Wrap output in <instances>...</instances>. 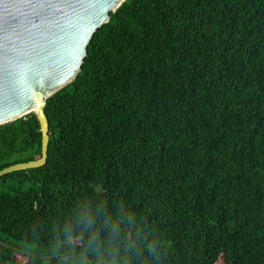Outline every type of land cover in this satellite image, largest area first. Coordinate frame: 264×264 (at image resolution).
<instances>
[{
    "label": "trees",
    "instance_id": "1",
    "mask_svg": "<svg viewBox=\"0 0 264 264\" xmlns=\"http://www.w3.org/2000/svg\"><path fill=\"white\" fill-rule=\"evenodd\" d=\"M44 111L0 264H264V0H125ZM40 157L0 126V171Z\"/></svg>",
    "mask_w": 264,
    "mask_h": 264
},
{
    "label": "water",
    "instance_id": "2",
    "mask_svg": "<svg viewBox=\"0 0 264 264\" xmlns=\"http://www.w3.org/2000/svg\"><path fill=\"white\" fill-rule=\"evenodd\" d=\"M124 2L0 0V126L35 114L41 133V157L5 168L0 177L45 165L46 101L76 79L93 36Z\"/></svg>",
    "mask_w": 264,
    "mask_h": 264
},
{
    "label": "clouds",
    "instance_id": "3",
    "mask_svg": "<svg viewBox=\"0 0 264 264\" xmlns=\"http://www.w3.org/2000/svg\"><path fill=\"white\" fill-rule=\"evenodd\" d=\"M113 231H115V229H113ZM114 238H115V237H113V239H114ZM91 240H92V241H95V240H96V236L93 235V236L91 237ZM117 256H118L117 251H116L115 249H113V250L111 251V264H119V261L117 260Z\"/></svg>",
    "mask_w": 264,
    "mask_h": 264
},
{
    "label": "rangeland",
    "instance_id": "4",
    "mask_svg": "<svg viewBox=\"0 0 264 264\" xmlns=\"http://www.w3.org/2000/svg\"><path fill=\"white\" fill-rule=\"evenodd\" d=\"M24 252V251H23ZM24 253H26V252H24Z\"/></svg>",
    "mask_w": 264,
    "mask_h": 264
}]
</instances>
